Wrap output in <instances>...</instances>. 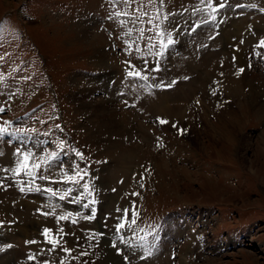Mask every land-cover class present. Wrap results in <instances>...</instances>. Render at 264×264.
<instances>
[{
	"label": "rangeland",
	"instance_id": "obj_1",
	"mask_svg": "<svg viewBox=\"0 0 264 264\" xmlns=\"http://www.w3.org/2000/svg\"><path fill=\"white\" fill-rule=\"evenodd\" d=\"M261 41L264 0H0L4 264H264Z\"/></svg>",
	"mask_w": 264,
	"mask_h": 264
},
{
	"label": "bare ground",
	"instance_id": "obj_2",
	"mask_svg": "<svg viewBox=\"0 0 264 264\" xmlns=\"http://www.w3.org/2000/svg\"><path fill=\"white\" fill-rule=\"evenodd\" d=\"M243 19V18H242ZM245 25V24H244ZM231 26L235 27V30H237V32L241 31L242 29V26H243V22L239 21V22H234ZM79 28V27H78ZM224 28V27H223ZM80 29V28H79ZM226 29V28H225ZM226 31V30H225ZM243 31V30H242ZM229 32V31H228ZM223 33V32H222ZM236 33V32H235ZM93 35V33H92ZM95 36V35H94ZM236 36V35H235ZM229 37V36H228ZM94 39V38H93ZM222 39V38H221ZM221 41V40H220ZM105 53V52H104ZM102 54V52H101ZM106 54V53H105ZM213 55H216V54H207V55H203L202 58H200V61L196 64V67H194L195 71H200V72H204V69L207 70L206 65L208 64L209 62V58H211ZM98 57H101V56H98ZM106 57V56H105ZM108 57V56H107ZM105 59V58H103ZM107 59V58H106ZM105 61V60H104ZM195 66V65H194ZM212 66V65H211ZM191 67V66H190ZM199 73V72H198ZM206 73V72H205ZM201 74V73H200ZM207 74V73H206ZM212 77V76H211ZM211 80V79H210ZM202 81L199 79V77H196L195 79L191 80L190 82L186 83V84H183V85H179V87L177 88L176 90V94L174 95H171V96H168L169 93H167L166 95H161L158 99V101H156L155 103H153L151 106V109L156 112V113H159V114H171L172 112H176L178 113L181 109L180 107V102H185L187 103V100H189L195 93H196V88H198V86H200L202 83ZM255 93V96L256 97H259L260 95L261 96H264V93H259L258 91L254 92ZM115 100V99H114ZM199 101V100H198ZM108 102V101H107ZM169 102H174L173 106L169 105ZM104 103V102H103ZM106 104V103H105ZM261 105V104H260ZM105 106V105H104ZM106 108V107H105ZM104 108V109H105ZM259 109V108H258ZM257 109V110H258ZM103 110V109H102ZM104 112V110H103ZM106 112V111H105ZM109 112V114L111 115V118H113V114L114 113V110L111 111H107ZM106 112V113H107ZM185 112V111H184ZM102 114V113H101ZM100 114V115H101ZM179 114V113H178ZM177 115V114H176ZM99 116V115H98ZM115 116V115H114ZM261 117H264V103L262 104V107H261V114H260V118ZM97 119V118H96ZM104 119V118H103ZM115 119H111L110 120V123L112 125V122L114 121ZM97 121V120H96ZM102 121V120H101ZM108 121V120H107ZM99 123V122H98ZM116 124V123H115ZM113 126V125H112ZM117 129V128H116ZM109 130V129H107ZM125 131V130H124ZM103 133V132H102ZM123 133V131H122ZM121 133V134H122ZM129 133V132H128ZM127 136V135H126ZM122 141V140H121ZM110 143V142H109ZM245 143V145L249 144L246 140L243 142ZM117 146V145H116ZM115 146V148H116ZM113 148V146H112ZM139 150V151H138ZM141 152V149L138 148L136 145H130L129 144V147L128 149H125V153L124 152H121L120 153V156L118 157V159H116V162H115V169L114 171L112 172V174L114 175V180H115V177L119 174V173H122L123 174H126V175H129L131 173V170L133 169L134 167V164H135V158L137 157V154ZM145 152V151H144ZM139 160V159H138ZM9 161V160H8ZM7 162V161H6ZM5 162V163H6ZM8 163V162H7ZM108 170V169H107ZM105 173V172H104ZM112 198V197H111ZM114 199V198H113ZM114 202V201H113ZM20 206V205H19ZM46 206V205H45ZM28 207V206H27ZM24 213V212H23ZM26 217V216H24ZM25 219V218H24ZM27 220V219H26ZM19 221V220H18ZM26 223V221H25ZM54 224V223H53ZM32 225V224H31ZM34 225V224H33ZM57 225V224H56ZM55 226V225H54ZM34 228V226H32ZM57 227L59 228V226L57 225ZM40 228V227H39ZM26 229V228H25ZM24 231H20V237H27L28 233H25L27 232L28 230H25ZM28 229V228H27ZM66 229V228H65ZM22 230V229H20ZM64 229H62V232H63ZM30 231V230H29ZM36 236L31 240H35ZM11 239V238H10ZM9 239V240H10ZM20 242H18V245L17 247L12 251V256L14 258H18V257H23L25 253V250H26V242H22L21 238L19 239ZM30 240V241H31ZM40 240V239H39ZM18 241V240H17ZM38 238H37V243H38ZM16 243V242H15ZM188 247H190L189 245H185L184 244V249L185 250H188ZM181 253V252H180ZM28 254V253H27ZM182 254V253H181ZM27 256V255H26ZM183 256V255H182ZM5 259V261H4ZM19 259V258H18ZM8 260V259H7ZM7 260H6V257H0V264H4L5 262L7 263ZM162 262V261H160ZM166 262V261H165ZM164 264H167V263H164Z\"/></svg>",
	"mask_w": 264,
	"mask_h": 264
},
{
	"label": "snow or ice",
	"instance_id": "obj_3",
	"mask_svg": "<svg viewBox=\"0 0 264 264\" xmlns=\"http://www.w3.org/2000/svg\"><path fill=\"white\" fill-rule=\"evenodd\" d=\"M209 6L212 7V5H209ZM223 6H224L223 3H220V4H219V7H223ZM213 10H216V9L214 8ZM118 14H119V13H118ZM168 43L170 44V43H172V41L169 40ZM260 46L264 47V41H261V42H260ZM154 70H158V69H154ZM240 71H243V69H241ZM0 111H2V109H0ZM160 123H161V124H164V123H167V121L161 120ZM174 127H175V125H174ZM4 132H5V129L0 128V134H3ZM16 155H23L25 161H30L31 156H32L31 153L25 152V153L21 154L19 151L16 153ZM45 159H46V158H45ZM32 166H33V165H31L30 163H22V164H21V167L24 168L25 170H27L28 168H30V167H32ZM34 166H35L36 168H39V164H36V165H34ZM15 171H16V174H17V175L20 174V168H17ZM27 174L29 175L30 179H35V177H33V176L31 175L30 172H27ZM21 191H23V189H21ZM133 195H135V193H133ZM61 199H63V197H61ZM123 212H124V216L122 217V220H127V219H128V213H129V210H128V209H124ZM132 215H133V217H134V216H135V212H133ZM132 222L134 223V219H133ZM124 226H125L124 223H119V224H117V225H116V229H117V231H119V230H120L122 227H124ZM44 232H45V234H46V233L48 232V230L45 229ZM66 251H67V250H66Z\"/></svg>",
	"mask_w": 264,
	"mask_h": 264
}]
</instances>
